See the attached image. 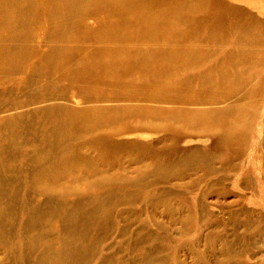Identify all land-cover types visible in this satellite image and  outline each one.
<instances>
[{
	"label": "rangeland",
	"instance_id": "rangeland-1",
	"mask_svg": "<svg viewBox=\"0 0 264 264\" xmlns=\"http://www.w3.org/2000/svg\"><path fill=\"white\" fill-rule=\"evenodd\" d=\"M178 1L189 15L166 34L187 36L191 66L163 83L49 70L91 59L44 58L52 46L135 44L102 0L0 14V264H264V0Z\"/></svg>",
	"mask_w": 264,
	"mask_h": 264
},
{
	"label": "bare ground",
	"instance_id": "bare-ground-1",
	"mask_svg": "<svg viewBox=\"0 0 264 264\" xmlns=\"http://www.w3.org/2000/svg\"><path fill=\"white\" fill-rule=\"evenodd\" d=\"M16 1L17 0H0V14L3 12L4 14L6 13L5 14V19H7L6 22H8V20L9 22L10 21L15 22L16 20L15 16H10L8 12H5L8 11L6 8L16 5ZM68 1L70 0H56V1L48 0V4L53 3L55 7L54 10L56 13H63L64 15H68L67 17H69V15H72L71 14L73 13L72 11H75L78 8L76 7L75 4H71ZM102 1L103 3L101 4L100 9H107L110 11V13L115 14L114 17L120 18V21L116 20L115 22V19H111L109 21H112L113 24L116 23H118L119 25L121 24L126 29L125 32L131 35V36L124 35V38L127 37L133 38L135 44L107 46L106 43H104L105 41L97 40L93 51H91L90 53L80 52L81 49L79 50L77 46L69 47L66 50L64 48L59 49L56 48L55 46H52V48L50 49L51 53L49 52V54L45 55L44 58H91V59L90 60L87 59L85 62H83V60L82 61L76 60L75 62H71V63L68 62L69 65L67 63L65 65L61 63V66L54 65L53 67H50L49 70H51L53 73L54 72L57 73L64 68L67 67L72 68L70 69V72L73 75L75 74V77L78 76L79 78L82 79L85 78L87 80H92L94 78L96 79L99 78L101 80H109V79L117 80L118 77H120L121 75L124 76L126 75L127 77H131L133 74L139 73L142 76L153 75L157 79V83H161V82L163 83V81L167 80V77L169 75H179L181 74V72L183 74L188 72L189 67L191 66V52L189 50H184L182 45V42L187 38V36L179 35L176 33L175 36L174 34L170 36L166 34L167 31L174 33L175 29L177 30L179 28L181 29L183 23L178 19L181 18V16H183L184 14L189 15L190 8L186 4H184L183 1L180 2L178 0H121V2L124 5L120 7L113 6L114 1L116 0H102ZM211 25H213V22ZM191 26H189L190 30L196 29L195 27L196 25L195 26L191 25ZM216 31L218 32V30H215L210 33H207V38L212 39L214 37H218L220 35V32L217 33ZM61 34L63 36V33ZM62 36L60 37V39H62ZM164 42H169V43H164ZM1 53L3 54L5 52L3 51ZM13 54H15V52H13ZM8 58H9L8 56L7 57L4 56L3 58H0L1 59L0 65L2 64L6 66L7 64H9V61L11 60H9ZM51 61H54V59H51ZM56 62L58 61L55 59V63ZM83 63H87V64L83 66L82 65ZM57 65L60 64L57 63ZM144 66L147 67L145 68ZM211 73L213 72L210 69L209 71L203 73V77L210 76ZM121 84L122 82L119 80L117 81L116 86ZM115 89L116 91L118 90V92L121 91L122 95L126 92L125 90H123V88L117 89V87H115ZM137 92L138 91H135L134 93L136 98L138 94ZM150 92L151 91H147L144 92V94L146 96H149L152 94ZM121 97L120 99H122ZM132 99H134V102L138 100L135 98ZM114 101L115 102L112 103L111 105L116 106L118 102H125L127 100H121V101L114 100ZM148 101L149 99L139 100L137 103H134L132 105L135 104L141 106L145 105L146 107L147 105H151V103H149ZM101 103H102L101 105H104V107L105 106L106 107L103 110L99 111L100 114H103L100 116L101 118L108 119L110 110L107 109V105L109 104L105 103V101H101ZM125 106L127 107L130 105H125ZM13 121L14 119H11V117H9L8 120L6 121L7 122L6 125H4L5 127L4 129H6L7 126H10V124ZM97 121L102 122L101 119ZM89 126L94 127L95 123H90ZM91 130L92 129H88V132H91ZM0 136L6 138L7 134H5L4 131H0ZM66 136L68 137L69 135ZM71 167H72L71 163L64 164V169L62 171L63 174H65L67 177L81 180V177H77L78 172L76 173V171L71 169ZM41 180L42 181L40 182L43 183V186H41L39 190L41 193L47 195H51V192L53 190L52 189L53 187H51L50 184L48 183L55 182L57 184V182H59L58 181L59 179L57 178L55 181H52V179H47L46 181L44 179Z\"/></svg>",
	"mask_w": 264,
	"mask_h": 264
}]
</instances>
